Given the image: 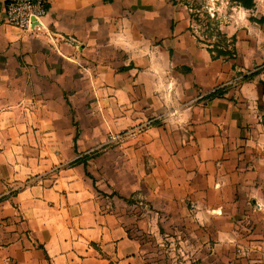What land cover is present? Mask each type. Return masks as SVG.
<instances>
[{"label":"crops","instance_id":"obj_1","mask_svg":"<svg viewBox=\"0 0 264 264\" xmlns=\"http://www.w3.org/2000/svg\"><path fill=\"white\" fill-rule=\"evenodd\" d=\"M6 1L0 264H151L114 198L97 191L88 165L73 163L109 131L150 118L159 124L107 151L124 154L127 179L174 212L162 227L189 230L179 264H264V0H214L210 12L237 38L229 60L197 46L180 0H53L31 32L5 22ZM198 65L219 81L193 79L185 99L180 81Z\"/></svg>","mask_w":264,"mask_h":264},{"label":"rangeland","instance_id":"obj_2","mask_svg":"<svg viewBox=\"0 0 264 264\" xmlns=\"http://www.w3.org/2000/svg\"><path fill=\"white\" fill-rule=\"evenodd\" d=\"M180 1L183 2V5L186 4L189 8L194 7L193 12L200 14L199 21H194L191 18V26L189 27V30L194 35H200L204 40H206L205 35L209 33L210 29H208L206 25L207 19L204 12L206 9L209 10V12H213L216 7L215 2L219 1ZM219 5L221 6L223 4ZM228 6L232 5L229 4ZM197 7L199 10L195 9ZM189 12L191 13L192 10H189ZM223 15L228 16L227 12L223 13ZM212 16L217 17V15L214 14H212ZM196 41L197 39L195 42ZM210 42H214L213 39ZM196 44L199 48H207V44L205 43L198 42ZM198 59L199 57L197 56V60ZM199 65H201V63ZM199 65L198 71L193 75L194 77L185 76V79L180 81L181 86L185 90L187 86V90L190 88L189 92L185 91V99L191 97L192 95L193 86H191V84L194 82L193 79L200 81L207 88L213 86L219 81L215 80L216 77L214 80L209 76L208 79H205L206 74H203L204 72ZM242 77L243 76H240L238 79L235 78L230 86L232 87L241 81H245ZM154 87L157 86L150 87L151 90ZM153 90L156 89L154 88ZM197 92L201 93L199 89H197ZM157 123L159 124L158 120L150 118L119 131H109L105 134V138L98 145V149L91 152L93 153L96 151V153H94L91 157L90 162H88L90 171L87 170V174L90 175L91 179H93L95 188L101 195L111 199L114 198L112 199L114 207L118 209L121 216H123V219L126 220L134 236L145 243V247L147 249L146 253L148 254L151 264H179L180 258L184 257L181 252H190L189 243L185 245L178 243L180 241L179 236L182 237V239H188L185 237L189 236V230H176L172 227L173 223H171L170 227H162L160 223L163 224L165 221L173 222L175 220L174 212L170 209H164L162 205H158L155 199H153V201L151 199L152 197H150L151 194H149V192L143 187L141 181H132L127 179V177H129L127 176V172H129L131 168L126 164L124 154H119L120 151H107L111 146L140 138L143 132ZM137 167L138 166H136V168ZM158 211L163 214H157ZM142 222H145L147 227H142L144 225H142ZM180 248H182V251L179 250ZM183 260L187 261V259Z\"/></svg>","mask_w":264,"mask_h":264},{"label":"trees","instance_id":"obj_3","mask_svg":"<svg viewBox=\"0 0 264 264\" xmlns=\"http://www.w3.org/2000/svg\"><path fill=\"white\" fill-rule=\"evenodd\" d=\"M230 1L236 2L239 5H242L247 8H252L255 6L254 0H230ZM193 8L194 7H191V10H192L191 18L194 21H199L200 14L193 12ZM195 9H198V7ZM204 15L206 16V19H207L206 25L208 29H210V31L209 33L205 35L206 40H204L200 35L195 34L197 41L200 43L207 44V50L210 52L213 59H219V58L236 59L238 56L237 38L235 36H228L227 33H225L221 29L220 23L217 17H213L211 12H209V10L206 9L204 12ZM252 19L255 20V18H252ZM262 20H264V17H262L259 21H262ZM212 39L214 42H210L212 41ZM233 68L235 67L233 66ZM257 74H258V71L254 70V71L249 72L248 74L242 75L243 76L242 79L243 80L253 79L255 75ZM228 87H229L228 85H225V86L215 88L212 92H210L207 95V98L213 99L216 97L223 96L226 90L228 89ZM94 153H96V151H94L93 153H87L83 155L82 157L77 158L73 163L74 164L83 163L85 167H87L88 161L94 155Z\"/></svg>","mask_w":264,"mask_h":264},{"label":"built area","instance_id":"obj_4","mask_svg":"<svg viewBox=\"0 0 264 264\" xmlns=\"http://www.w3.org/2000/svg\"><path fill=\"white\" fill-rule=\"evenodd\" d=\"M53 0H7L5 22L26 31H34L41 26Z\"/></svg>","mask_w":264,"mask_h":264}]
</instances>
